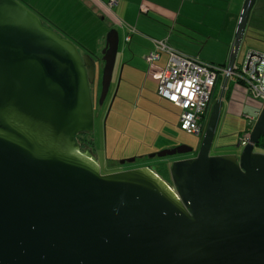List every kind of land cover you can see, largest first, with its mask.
<instances>
[{"label":"water","instance_id":"water-1","mask_svg":"<svg viewBox=\"0 0 264 264\" xmlns=\"http://www.w3.org/2000/svg\"><path fill=\"white\" fill-rule=\"evenodd\" d=\"M255 3L243 1L197 150L148 156H194L169 165L173 192L148 167L101 175L76 141L94 131L95 61L19 1L0 0V264H264V104L239 154L210 155ZM118 44L111 30L100 104Z\"/></svg>","mask_w":264,"mask_h":264},{"label":"crops","instance_id":"crops-1","mask_svg":"<svg viewBox=\"0 0 264 264\" xmlns=\"http://www.w3.org/2000/svg\"><path fill=\"white\" fill-rule=\"evenodd\" d=\"M230 1L232 5L233 0ZM47 2L53 8L52 12L62 13L71 27H74L71 23L75 24L74 22L79 20L87 24L91 20L94 23L101 20L104 23L101 26L104 35H100V38H104L111 30L117 32L119 56L116 60L118 68L122 67L125 86H121L122 93L119 92L120 95L118 93L115 104L117 103V112L124 108L128 111L133 146L141 141L134 132L140 134L145 129L146 134L150 135L146 137L147 141L143 142L146 153L133 149L130 151V157H134L135 161L143 160L136 168H151V162H145L148 156L172 150L170 148L176 142L174 134L179 126L180 109L157 97L147 58L155 50V42H164L183 56L214 66H225L238 21L237 18L232 20L229 0H47ZM216 10L221 11L215 12ZM220 15L222 17L219 19ZM226 20L228 23L224 25ZM102 45L105 47V43ZM81 54L89 55L87 49H82ZM168 58V54L162 52L159 60L154 63L155 66L165 68ZM231 85L229 95L224 101L225 112L239 114L245 102V95L252 100L253 98L244 88L234 83ZM154 134L159 136L155 137ZM93 155L97 158L94 153ZM102 162H99V165Z\"/></svg>","mask_w":264,"mask_h":264},{"label":"rangeland","instance_id":"rangeland-1","mask_svg":"<svg viewBox=\"0 0 264 264\" xmlns=\"http://www.w3.org/2000/svg\"><path fill=\"white\" fill-rule=\"evenodd\" d=\"M17 1L39 16L44 26L53 30L59 36L73 42L77 46L79 52L82 53V49H87L89 56L96 63L95 78L90 86L94 108V131L92 137L94 144L93 153L97 156L98 163L102 161L104 162L99 165L101 175L133 170L137 166L141 165L143 160H136L132 163H128L127 161L134 159V157H130V151L133 149L140 150V153H146V148L143 145V142L147 141L145 139L147 136L150 137V135L146 134L145 129H143L140 134L134 132V134L137 135L141 141L137 142L135 146H133L130 138L132 135L130 132V120L127 116L128 111L124 108L117 112V103L115 104V101L118 97V93H122V91H120L121 86H125V83H123V70L122 67L118 68L117 60L115 62L108 94L103 103L100 104L101 73L103 68L101 58L102 51L104 49L102 44L105 43L107 33L104 38H100L99 36L104 35L101 29V26L104 25V23L101 20L96 23L91 20V22L87 24L86 22L79 20L78 22H74L75 24L70 22L74 26L71 27L69 26V21L64 18L62 13L56 14L52 12L53 8L48 5L47 0ZM233 1L231 5V1L229 0L231 5L230 15L233 16L232 20L235 18L238 19L243 4L242 2L244 0ZM220 11L221 10H216L215 12ZM221 17L222 16L220 15L219 19ZM227 23V20L224 21V25ZM224 28L226 29L227 27L225 26ZM248 53L264 55V0H256L237 55V62L243 63V60ZM117 56H119V46ZM128 87H130V85ZM115 92L116 95L114 97ZM121 93H119V95ZM128 98L130 99V96H128ZM223 103L224 108H222L221 111L219 123L210 151L211 156L239 154L241 148H236L239 138L249 127V119L256 117V113L261 108V102L259 103V101L252 100L248 98L247 95H245V102H243L241 108L242 110L239 114H235L234 112L227 114L225 112L226 102ZM156 136L159 135H155V137ZM174 137L176 142L170 149H174L179 146H188L193 148L195 151L199 147L202 140V134H187L181 131L179 126L174 134ZM189 156H192V154L177 155L164 159H147L145 162L154 163L162 160L172 163L177 160L188 158ZM121 161H124L125 163L120 164ZM170 185H172L171 182Z\"/></svg>","mask_w":264,"mask_h":264},{"label":"built area","instance_id":"built-area-1","mask_svg":"<svg viewBox=\"0 0 264 264\" xmlns=\"http://www.w3.org/2000/svg\"><path fill=\"white\" fill-rule=\"evenodd\" d=\"M129 41V39H127ZM167 53L165 68L155 66L160 54ZM151 76L155 82L157 96L180 109L179 128L192 134H203L206 115L211 105L217 80L225 75L224 68L183 56L164 42H155V50L148 56ZM229 82L245 89L253 100L264 104V55L248 53L243 63L236 61ZM249 119L250 125L239 138L242 148L248 144L250 132L258 116ZM168 187L175 192L171 185Z\"/></svg>","mask_w":264,"mask_h":264},{"label":"trees","instance_id":"trees-1","mask_svg":"<svg viewBox=\"0 0 264 264\" xmlns=\"http://www.w3.org/2000/svg\"><path fill=\"white\" fill-rule=\"evenodd\" d=\"M222 81H223V79L220 77L217 80V82H216V85H215V88H214V91H213V95H212L211 105H210V108L208 110V114L206 115L205 124H206V122L208 120V117H209V114H210V111H211V107H212L213 103L216 101V99L218 97V94H219V91H220V87L222 85ZM231 87H232L231 83L228 82V85H227V88H226V91H225V94H224L223 102L227 99V97L229 95V92L231 90ZM205 124H204V126H205ZM204 128H203V131H204ZM92 135L93 134L83 133V134H78L76 136V141L78 142V144L80 146V150L82 152L88 150V151L93 153L94 144H93ZM261 145H262V143H261ZM151 164H152V167L150 168V170L152 172H154L166 184L170 185L171 179H170V176H169V163L167 161L160 160V161H157V162H154V163H151Z\"/></svg>","mask_w":264,"mask_h":264},{"label":"flooded vegetation","instance_id":"flooded-vegetation-1","mask_svg":"<svg viewBox=\"0 0 264 264\" xmlns=\"http://www.w3.org/2000/svg\"><path fill=\"white\" fill-rule=\"evenodd\" d=\"M260 144H261V141H260ZM257 151L261 152L260 148H258ZM191 157H194V156H189L188 158H191ZM188 158H185V159H188Z\"/></svg>","mask_w":264,"mask_h":264}]
</instances>
